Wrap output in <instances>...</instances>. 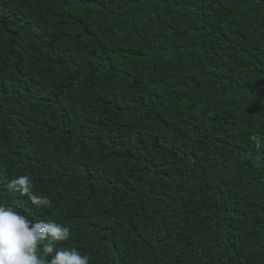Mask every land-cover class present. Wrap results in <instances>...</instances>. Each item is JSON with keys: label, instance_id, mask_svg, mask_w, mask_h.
Instances as JSON below:
<instances>
[{"label": "trees", "instance_id": "obj_1", "mask_svg": "<svg viewBox=\"0 0 264 264\" xmlns=\"http://www.w3.org/2000/svg\"><path fill=\"white\" fill-rule=\"evenodd\" d=\"M0 202L90 264H264V0H0Z\"/></svg>", "mask_w": 264, "mask_h": 264}, {"label": "clouds", "instance_id": "obj_2", "mask_svg": "<svg viewBox=\"0 0 264 264\" xmlns=\"http://www.w3.org/2000/svg\"><path fill=\"white\" fill-rule=\"evenodd\" d=\"M7 188L35 209L52 204L48 196L36 194L28 175L13 177ZM70 238L69 227L52 219H30L0 202V264H90L89 256L81 255L78 249L59 246Z\"/></svg>", "mask_w": 264, "mask_h": 264}]
</instances>
